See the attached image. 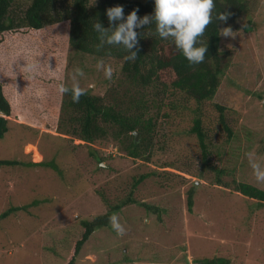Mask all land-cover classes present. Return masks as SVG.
Segmentation results:
<instances>
[{"label": "rangeland", "instance_id": "obj_1", "mask_svg": "<svg viewBox=\"0 0 264 264\" xmlns=\"http://www.w3.org/2000/svg\"><path fill=\"white\" fill-rule=\"evenodd\" d=\"M251 4L248 16L221 30L220 51L228 68L214 102L227 108L228 126L235 132L225 146L232 150L225 155L211 142L214 153L200 158L190 134L194 116L203 114L206 131L215 136L219 112L211 103L199 107L173 91L163 93L158 119L165 124L152 161H133L126 154L121 160L117 144L97 141L89 146L74 136L70 126L60 124V85L78 83L91 94L107 96L125 80L119 61L103 60L113 68L109 79L97 59L72 50L67 54L62 51L67 48L57 46L69 35L68 21L32 37V50L18 56V62H37L42 53L60 52L57 61L49 55L47 67L57 65L53 78L40 81V67L30 73L25 66L0 64L3 93L12 106L9 132L0 141V161L16 163L0 166V215L10 213L0 219V264H67L84 232L83 221L108 214L148 175L132 193L137 204L115 213L125 232L118 234L111 223L96 228L76 264H199L214 257L229 264H264V204L216 185L211 170H225L226 182L236 179L264 190L252 168L256 163L264 170V0ZM224 28H231V35L223 34ZM163 114L169 117L162 119ZM194 185L190 211L188 193ZM17 207L22 210L10 212Z\"/></svg>", "mask_w": 264, "mask_h": 264}, {"label": "trees", "instance_id": "obj_2", "mask_svg": "<svg viewBox=\"0 0 264 264\" xmlns=\"http://www.w3.org/2000/svg\"><path fill=\"white\" fill-rule=\"evenodd\" d=\"M251 3L252 0H215L213 21L206 27L201 37L208 45L205 60L191 64L176 47L172 37L159 36L154 20L150 24L134 29L138 33V43L133 45L132 49H127L122 43L108 44L107 36L112 28L121 22L109 21L106 14L108 7L123 5L125 17L134 8H138V16L142 17L154 12V0H0V43L3 44V50H0V64L25 66L26 63H30L25 60L18 62L22 60L18 56L22 53L29 54L32 50L34 45L32 37H36L50 25L68 21L69 35H64L65 39L57 46L67 48L62 50L67 54L72 50L98 61L117 60L122 65L121 77L125 80L124 85L115 87L112 94L107 96L85 91L79 102L73 101L71 92L64 93L60 124L66 123L70 126L74 136L89 146L97 141L117 144L123 153L120 156L121 160L126 154L133 161L141 158L152 161L155 144L159 143L157 135L165 124V121L159 124L158 119L165 105L163 93L173 91L175 94L179 92L184 95L188 102L195 101L199 107L203 103H211L216 112H219L220 131L215 136L206 131L203 114L194 116L190 134L197 140L200 158L207 159L209 154L214 153L213 149H210L211 142L213 146L216 142L218 151L225 155L231 149L225 146L227 143L230 146L235 132L228 126L225 113L227 108L214 102L228 68L220 51L221 30L223 26L237 22L240 17L248 16L252 8ZM220 12L226 14L224 19L217 16ZM96 22L109 31L102 33L94 29L93 25ZM12 52H15L16 56L13 54L9 56ZM131 52H137L136 59L125 60L124 57ZM56 53L54 56L52 53L40 54L36 62L37 68L44 69L43 72L38 70L36 74L40 81L53 78L51 74L57 71V65L53 64L51 69L47 66L49 55H52L50 58L54 61L61 57L60 52ZM2 78L3 75L0 74V141L9 132V118L12 115L11 103L3 93ZM171 105L173 106V103ZM156 110L157 117H153L150 112ZM20 117L23 118L21 114L18 115V118ZM168 117L169 114L161 116L162 119ZM135 132L139 133L138 138ZM1 165L12 166L16 163L0 161ZM211 170L216 172V185L232 187L236 193L264 204V190L236 179L226 182L223 178L225 170L219 167ZM147 177L149 175L137 180L131 186L133 188L131 192L133 193ZM195 188L197 185L188 193L187 205L190 211L194 206ZM132 193L120 204L112 205L108 214L98 217L94 222L83 221L84 232L75 242L67 264H76V258L84 244L96 228L109 226L111 215L127 205L137 204ZM13 210L18 211L22 208H13L10 212ZM9 215L10 213L6 211L0 215V219H5ZM198 263L229 264V261L214 257L205 258Z\"/></svg>", "mask_w": 264, "mask_h": 264}, {"label": "clouds", "instance_id": "obj_3", "mask_svg": "<svg viewBox=\"0 0 264 264\" xmlns=\"http://www.w3.org/2000/svg\"><path fill=\"white\" fill-rule=\"evenodd\" d=\"M215 0H154V12L142 17L138 16V8L130 11L126 17L123 5L108 7L106 14L109 21H121L115 25L110 34L107 36L108 44L117 45L122 43L127 49H132L133 45L138 43V33L135 28L150 24L153 20L156 25V32L162 38L172 37L176 47L182 52L184 57L191 64H198L205 60L208 51L207 43L201 40L206 27L213 21V10ZM221 19L226 17L225 13H219ZM93 28L102 33L109 30L102 28L99 22L94 23ZM231 28H224L223 34L231 35ZM137 52H131L126 55L125 60H135ZM104 66L105 76L112 78L113 68L111 65H105L103 60L98 61V67ZM26 71L35 73L37 63L35 61L25 65ZM77 73L83 75L82 69H77ZM60 92H71L72 99L79 102L85 89L81 88L78 83H74L71 88L64 84L60 85ZM252 152L248 153V156ZM255 178L258 182H264V170L260 165L252 164ZM113 229L120 235L125 232L124 226L120 223L119 216L113 214L109 217Z\"/></svg>", "mask_w": 264, "mask_h": 264}, {"label": "water", "instance_id": "obj_4", "mask_svg": "<svg viewBox=\"0 0 264 264\" xmlns=\"http://www.w3.org/2000/svg\"><path fill=\"white\" fill-rule=\"evenodd\" d=\"M134 134H135V136H136L137 138L139 137V133H138V132H135Z\"/></svg>", "mask_w": 264, "mask_h": 264}]
</instances>
